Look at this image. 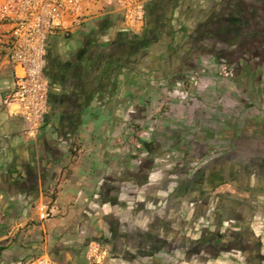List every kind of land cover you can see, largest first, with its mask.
Returning a JSON list of instances; mask_svg holds the SVG:
<instances>
[{
  "label": "crops",
  "instance_id": "1",
  "mask_svg": "<svg viewBox=\"0 0 264 264\" xmlns=\"http://www.w3.org/2000/svg\"><path fill=\"white\" fill-rule=\"evenodd\" d=\"M10 30L0 264H87L90 242L104 264H264V0H148L138 33L108 13L50 37L34 141L3 104Z\"/></svg>",
  "mask_w": 264,
  "mask_h": 264
},
{
  "label": "built area",
  "instance_id": "2",
  "mask_svg": "<svg viewBox=\"0 0 264 264\" xmlns=\"http://www.w3.org/2000/svg\"><path fill=\"white\" fill-rule=\"evenodd\" d=\"M148 0H5L0 5V24L11 27L7 61L13 70L14 86L3 104L8 114L24 124V136L37 139L48 113V82L44 75L46 45L50 37L64 35L72 28L113 13L123 29L141 31ZM218 76L234 77V70L222 65ZM147 134L143 133L142 137ZM106 250L96 242L88 243L87 264H104ZM25 264H62L48 254Z\"/></svg>",
  "mask_w": 264,
  "mask_h": 264
},
{
  "label": "rangeland",
  "instance_id": "3",
  "mask_svg": "<svg viewBox=\"0 0 264 264\" xmlns=\"http://www.w3.org/2000/svg\"><path fill=\"white\" fill-rule=\"evenodd\" d=\"M147 137H148V135L146 137H144V138H147Z\"/></svg>",
  "mask_w": 264,
  "mask_h": 264
}]
</instances>
